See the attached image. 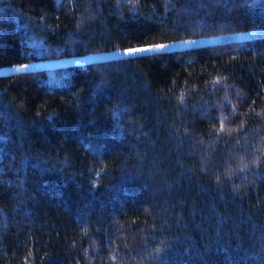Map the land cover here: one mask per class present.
Wrapping results in <instances>:
<instances>
[{
    "label": "trees",
    "instance_id": "trees-1",
    "mask_svg": "<svg viewBox=\"0 0 264 264\" xmlns=\"http://www.w3.org/2000/svg\"><path fill=\"white\" fill-rule=\"evenodd\" d=\"M264 27V0H0V67ZM0 264H264V36L0 74Z\"/></svg>",
    "mask_w": 264,
    "mask_h": 264
},
{
    "label": "rangeland",
    "instance_id": "rangeland-1",
    "mask_svg": "<svg viewBox=\"0 0 264 264\" xmlns=\"http://www.w3.org/2000/svg\"><path fill=\"white\" fill-rule=\"evenodd\" d=\"M258 36H264V27H254L246 30H237V31H230V32H223V33H216L209 35H201L192 38H182L171 41H165L161 43H152V44H145V45L133 46V47H118L114 49L89 52L87 54H82V55H72V56L60 57V58H41L31 63H26L23 65L2 66L0 67V74L12 73L17 70H37V69L51 70L56 67H65L69 65L87 63L91 61L149 54L160 51L180 50L184 48L203 46L211 43L246 40ZM157 44H163L166 45V47L163 49H153L151 51L144 53L128 54L126 51L127 49L130 48H147L151 45H157Z\"/></svg>",
    "mask_w": 264,
    "mask_h": 264
},
{
    "label": "snow or ice",
    "instance_id": "snow-or-ice-1",
    "mask_svg": "<svg viewBox=\"0 0 264 264\" xmlns=\"http://www.w3.org/2000/svg\"><path fill=\"white\" fill-rule=\"evenodd\" d=\"M166 45H163V44H157V45H151L147 48H130V49H127V53L128 54H134V53H144V52H148V51H151L153 49H163L165 48Z\"/></svg>",
    "mask_w": 264,
    "mask_h": 264
}]
</instances>
